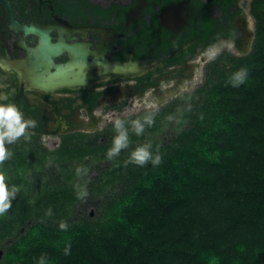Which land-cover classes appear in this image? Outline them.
<instances>
[{"label": "trees", "instance_id": "trees-1", "mask_svg": "<svg viewBox=\"0 0 264 264\" xmlns=\"http://www.w3.org/2000/svg\"><path fill=\"white\" fill-rule=\"evenodd\" d=\"M250 12L251 50L215 56L197 89L133 116L128 144L110 158L102 180L86 187L76 180L82 169L75 164L105 151L83 142L45 155L35 149L34 173L19 169L27 150L1 162L11 204L0 215V245L9 242L0 264H264V0H252ZM135 120L143 125L139 135ZM171 125L177 133L170 143L155 137ZM141 145L152 154L143 165L130 160ZM47 160L62 163L64 181L37 171ZM114 184L121 190L107 195ZM87 190L104 197L102 212L74 219Z\"/></svg>", "mask_w": 264, "mask_h": 264}, {"label": "flooded vegetation", "instance_id": "flooded-vegetation-1", "mask_svg": "<svg viewBox=\"0 0 264 264\" xmlns=\"http://www.w3.org/2000/svg\"><path fill=\"white\" fill-rule=\"evenodd\" d=\"M240 1L0 0V104L15 105L31 121L23 135L6 142V159L27 150L28 161L19 169L34 173L35 149L45 155L83 142L108 154L105 148L119 135L115 121L122 120L127 130L133 116L148 111L144 99L131 114L133 95L152 87L159 91L158 103L175 99L183 82L161 85L183 73L179 67L199 47L207 58L208 49L221 43L242 52L252 46L255 31ZM171 58L187 60L170 63ZM128 60L157 66L136 76L113 72L114 62ZM52 164L63 167L49 160L40 165L49 170Z\"/></svg>", "mask_w": 264, "mask_h": 264}, {"label": "rangeland", "instance_id": "rangeland-1", "mask_svg": "<svg viewBox=\"0 0 264 264\" xmlns=\"http://www.w3.org/2000/svg\"><path fill=\"white\" fill-rule=\"evenodd\" d=\"M251 1L252 0H241L240 5L242 8V13L248 19L251 29L255 31V19L250 12ZM253 42H254V39H253ZM253 42L251 43L252 45H253ZM251 48L252 46L250 45L249 49H247L245 52H242L230 44L221 43V44L215 45L213 48L208 49L211 51L210 56H208L207 58H202V56L206 54V50L202 51L199 47L196 56H194L193 58H189L187 64L185 65L186 67L185 68L179 67L181 70H184L183 73L177 76L175 75L172 76L171 78H169L168 81H165L161 86L165 88V87L174 85V83L176 82H183V84L180 86L178 90L179 92L176 93L177 95L175 94V96L172 98H175L176 96L184 92L194 91L205 81L207 65L212 60V58L221 54L224 51V49L225 51L227 50L230 54L240 56V55L247 54L249 50H251ZM157 91L158 90H154V88L152 87H148L146 92H144L141 96L133 95L132 102L135 108L130 111L131 114L138 112L136 111V110H139L138 104L141 101L143 102L144 99L146 100L148 99L146 109L155 110L156 112L161 110L165 105H167L169 102L173 100L171 99L170 101L158 103L157 95H156ZM176 133H177L176 126L171 125L169 127L163 128V130L156 133L155 137L163 141L165 144H167L173 140ZM119 155L120 154L118 152L114 154L112 157L116 159L119 157ZM75 165L80 166L82 169L78 173V175H76V180L78 182L84 183V186L86 187V186L92 185L93 183H96L99 180H102L103 172L107 170L108 168H111L112 163H111V160L108 154H106V155L90 157L87 161L76 163ZM47 167H49L47 168L49 170H46L44 168L41 170L39 169L37 171L43 175L47 174L48 176H50V180H52L53 182L64 181L63 180L64 176L62 172L60 171V169L62 168H60L61 166L59 164H52ZM121 187H122L121 184H114L113 186L107 188V190H105V193L107 195L116 194L118 191L121 190ZM103 198H104L103 196L98 195L96 192L94 191L90 192L87 190L86 193H84V195L82 196V198L73 206L72 212H71L72 218L77 219V220L95 219L102 212ZM8 243L9 242H6L2 246L0 245V260L3 255V250H4L3 248Z\"/></svg>", "mask_w": 264, "mask_h": 264}, {"label": "clouds", "instance_id": "clouds-1", "mask_svg": "<svg viewBox=\"0 0 264 264\" xmlns=\"http://www.w3.org/2000/svg\"><path fill=\"white\" fill-rule=\"evenodd\" d=\"M243 81V70H241L235 74V82L242 83ZM29 123H31V121L22 119V113L15 105L0 104V162L4 161L9 156V152L5 146L6 142H11L17 137L23 135L25 133L26 125ZM132 123L135 126L137 135H139L143 131V125L139 120H135ZM149 123H151L150 120ZM115 127L119 131V135L115 137L113 147L108 150L109 158L118 153L121 148L126 147L128 144V134L127 130L123 128V121L117 119L115 121ZM149 148L150 145H141L137 147L131 153V162L139 165L145 164L150 158H152ZM160 159V156L157 155L155 158H153V163L158 164ZM12 191H14V189ZM9 196L10 189L5 181V175L0 173V215L4 214L10 207L11 200L9 199ZM60 227L64 229L67 227V225L62 222ZM39 264H44L43 258H41Z\"/></svg>", "mask_w": 264, "mask_h": 264}, {"label": "water", "instance_id": "water-1", "mask_svg": "<svg viewBox=\"0 0 264 264\" xmlns=\"http://www.w3.org/2000/svg\"><path fill=\"white\" fill-rule=\"evenodd\" d=\"M191 43H187L183 45L180 50L186 49L189 47ZM157 66V63H145L141 64L140 61H132L128 60L126 62L116 61L112 64V68L117 70V74L119 75H129V76H136L142 72L152 70ZM130 72V73H128Z\"/></svg>", "mask_w": 264, "mask_h": 264}, {"label": "bare ground", "instance_id": "bare-ground-1", "mask_svg": "<svg viewBox=\"0 0 264 264\" xmlns=\"http://www.w3.org/2000/svg\"><path fill=\"white\" fill-rule=\"evenodd\" d=\"M113 72L117 73V70L113 68ZM128 73H130V72H128Z\"/></svg>", "mask_w": 264, "mask_h": 264}]
</instances>
